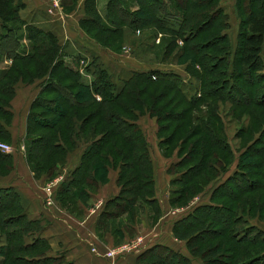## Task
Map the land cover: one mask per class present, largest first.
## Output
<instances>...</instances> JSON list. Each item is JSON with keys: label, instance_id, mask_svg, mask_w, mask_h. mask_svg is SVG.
Returning a JSON list of instances; mask_svg holds the SVG:
<instances>
[{"label": "trees", "instance_id": "16d2710c", "mask_svg": "<svg viewBox=\"0 0 264 264\" xmlns=\"http://www.w3.org/2000/svg\"><path fill=\"white\" fill-rule=\"evenodd\" d=\"M88 1L89 0H86V2ZM90 1L93 3L97 2V0ZM216 1L219 0H195L187 6V14L179 15L181 19L176 25L170 24L167 21V19L170 20L174 15L173 13L168 14L165 12V8L169 5L164 4L163 0H150L149 4L151 5L150 9L154 12V19L165 28L180 34L182 40L186 42L199 38L200 34L210 29L213 25L211 21L214 22L218 19H222L224 24L221 26L219 33L215 31L211 35H208L205 41L195 43L192 46L195 53L198 54L196 64L199 66L192 74H196L201 80L203 78L206 79L205 81L202 80L204 87L210 85V88L203 92L202 97L209 96L210 93L214 96L221 97V99L225 98L226 100H230L229 102H231L230 104L233 107L240 108L249 106L252 103H257L264 108V0L234 1L238 17L240 16L238 11L242 8L244 9V7H246L247 10L248 3H252L251 6L254 8L252 12H250L251 8L249 9V17H240L239 20L236 18L239 25L235 47H233L231 38L227 32L231 27L229 22L230 16L220 7V4L219 6H213ZM112 3L118 4L115 0H109L106 21L103 17L99 16V22L102 28L115 31L117 30V26L113 25L114 22H112L111 19V15L114 12ZM157 3H159L158 6H155ZM24 6L25 3L23 0H0V28H5V30H7L5 32L1 30L0 32V46L1 48L5 46L6 50L9 49V54L18 61L34 60V55L30 53V51H27L26 48H22V43L19 37L16 36L17 30L10 23L12 21H18L24 24L29 31L40 35L43 40L50 41L48 43L49 50L46 52V55H48L47 58L50 57L47 62H50L60 50L61 44L58 41V36L50 30H44L23 20L20 15V10ZM122 11L123 10H121L122 15L126 16L127 19L129 18V23L132 25L139 21L135 19L137 17L136 13ZM88 19L91 18L88 17L84 20ZM84 20L81 21L82 24ZM76 58L78 61L86 60L85 57ZM55 65L48 64L49 67L47 66V69L51 68V73H54L52 70L55 69ZM60 65L63 66L66 71L64 73L66 74L63 77H59V79L53 77L48 78L44 89L46 91H59L62 95L61 97L67 102V105H65L66 108L62 110V107L57 105L56 98L46 100L40 97L37 101L35 100V102H41L44 105L47 104L46 106L49 108L47 111L49 110L51 114L59 115L58 117H66L68 111L73 107L79 106V108H85L90 104L95 105L97 103L95 101H114L119 97L117 89L122 86L126 87L127 85H133L138 76L147 78L150 83H147L144 88H140L137 91L135 86V88L130 91L131 94L137 95L136 98L132 99L134 105L147 106V103L142 100V96L146 92L145 89L147 87L151 88L154 80L164 82L168 79L171 80L189 105L195 104L194 106H196L198 101L201 102L200 99H202V97L198 98L195 96L191 83H189L191 96H189L187 92H184L182 88L183 78L180 74L173 71H133L128 78H124L121 74H117V77H120L117 82L112 79V75L114 76L113 72L111 73L107 68L96 62L95 65L90 64L86 66L84 70L75 68L70 62L64 60L60 62ZM45 72L46 67L42 71H39V74L44 75ZM36 73L32 74L33 78H37L35 75ZM86 74H92L90 82L85 80ZM211 75H216V78L208 80ZM217 75H219L218 78ZM6 76L7 75H4V77L0 79V94L2 95H7L13 90H11L12 85L10 86L7 81L1 82ZM240 77L245 79V83L249 87L253 88L256 86V89L259 86L257 94L255 89L248 92L247 89L235 81V79ZM68 78H73L76 87L79 88L78 90L81 91L82 94L83 91H85L91 99H89V97H85L84 100L80 99V95L78 97L76 92L71 91V89L65 85V79L67 80ZM256 95L258 97H256ZM98 96L101 99H98ZM8 100V96L0 97V115L3 114V116H0L1 139L10 134L7 126L8 124L5 121V118L8 119V115L12 114L9 106H7ZM151 100L153 103L149 108V115L157 119V124L159 126L157 134L160 139L159 148H161L162 155L167 156L171 147L175 145L179 148L178 153L182 154V156L178 154L177 161L173 163V168L176 170L171 172L173 174L171 184L180 185L179 189L171 187L169 194L168 203L174 208L179 206L181 201L187 200V196L193 198L205 193L207 189L205 183L197 179L195 180L194 178L202 177V171L205 170L204 166L212 173L210 174V180L206 182L208 184L210 181L222 176V174L224 175L229 172L236 157L233 156V159L230 158L228 161L226 155L224 157L215 153L220 151L226 153L234 152L226 128L224 132L222 131L223 125L221 117L218 114L217 106L208 110V112H210V117H207L208 114L203 116L196 114L189 119L190 109H183L179 112L171 111L170 101L165 102L164 100L161 103L163 96L159 97L158 93L155 94ZM89 101L91 102L89 103ZM200 104L202 105L203 103ZM207 104L210 103L208 102ZM117 106L121 108L119 103H117ZM130 109H132V107H130ZM101 113L102 111L99 110V113L96 115L99 116ZM126 113H128V111H126ZM94 115V112H89L86 118L83 119V122L84 120L87 122V127L90 125L92 119H94ZM36 117L38 127L47 125L50 127L55 126L54 120H46L41 116ZM103 118L104 119L101 121H104V123L106 122L112 127L109 129L111 132H109V130H104L101 134H98L100 136L97 137L98 128L102 126V122L97 121V124L92 127L94 139L90 141L89 147L86 150L85 160L87 161V159L97 151L99 152L97 156L103 151L104 158L101 160V163L98 159H92V161L86 162L83 166L80 164L77 165L72 172L66 175L65 179L57 187L56 198L60 200V202L62 201V205L66 206L68 204V197L71 198L74 188L81 186L87 181L88 185L90 181L92 183L95 182L96 186H98L96 182L97 179L93 176L94 168L99 167L100 169L101 167L103 173L106 174V165L109 163L108 155L113 153L112 149L109 151L107 148V145L110 144V139H108L107 136H111L114 132L119 137H122L121 140L126 142L127 145L123 144L120 148L118 147V150L121 151L122 154V158L120 159L122 166L118 179L121 186L120 194L116 198L105 202L101 209L100 221L104 218L107 219L106 217H109V219H116L120 218L121 215H125V221L120 225V228L122 227L124 230L123 233H126L122 241L124 242L134 237L132 235L137 230L135 225L140 221V211L142 212L146 210V208L151 207L156 208L157 216H155L154 224H157L158 220L163 215L161 209L162 205L159 202V198L156 196L154 162L148 140L136 116L133 115L132 119H128L121 113L112 111ZM261 126V128L259 127L260 130H258L259 136L255 138L252 145L247 146L248 150L237 158L236 168L232 174H229L220 182L216 180L215 183L209 187L212 191L210 199H207L209 203L203 202V200L198 201L190 209L191 211H187L173 222V236L178 240L186 242L188 254L159 243L152 244V246H150V244L142 252L137 253L138 263L194 264V261L197 259L202 264H264V251L260 252V244H264V239L260 241L257 238V235L263 234L264 230H259V228L251 224L249 219V215H253L255 211L259 212V216L260 212L264 211V164L260 162V159L256 161H250L248 159V157L255 152L257 153L256 155L260 156V153L264 150V121ZM252 130L250 126L242 125L240 130L234 135V138L241 137V142H246L247 136L245 135ZM44 137V135L38 136L34 138L33 141L49 142L51 149H56L57 147L61 148L62 143L57 142L58 140H55L53 135ZM256 144L260 146H256ZM8 158H11L10 155L0 150V162H6ZM182 167H186L183 169V172L182 170L180 171L182 174L178 175V177L174 176L177 173V169H181ZM80 171L82 172L81 178L83 179H80L79 176L77 178ZM97 178L105 180L103 176ZM73 185L74 188H72ZM81 190L82 194L76 195L74 192L75 200L77 197H80V199L83 197L82 202L87 204L93 191H91L87 185L82 186ZM6 194H8L11 199L16 198L20 209L13 213L4 214L12 205L0 202V213L4 211L2 221L10 225L11 223H17L21 218H25L30 224L34 225L37 221L36 219L28 218L24 213L21 196L17 190L14 187H0V198H3L2 196H6ZM224 199H228V201L226 202ZM241 222L246 226L242 227L240 230L239 228H235ZM37 229L40 230L41 228H11V231L8 232L9 237L17 236L20 242L17 246L9 244L6 248H4L5 245L0 242V255L2 256V258H0V264H62L59 258L47 254L50 245L46 238L34 233ZM251 229L256 231L255 236L252 238L250 236ZM219 237H221V239L227 237L230 242H236L237 245L235 244L236 246L233 248L235 251L232 253H235V257L242 255L243 259L235 260L233 255L231 253L229 254L232 248L227 246L229 243L228 240L223 239L214 242V239ZM119 242L121 243L120 240L118 244ZM247 242L250 247H246L247 245L243 246ZM223 247L226 248V251L223 250Z\"/></svg>", "mask_w": 264, "mask_h": 264}, {"label": "rangeland", "instance_id": "374dc122", "mask_svg": "<svg viewBox=\"0 0 264 264\" xmlns=\"http://www.w3.org/2000/svg\"><path fill=\"white\" fill-rule=\"evenodd\" d=\"M115 1H117L118 4L112 3L114 12L111 15L112 22H114L113 25L117 26V30L115 31L110 29L106 30L102 28L99 22L100 19L99 16L101 15L100 12H102V10L104 9L105 10L108 9L109 0H97L96 3H93L90 0L88 2L86 1L83 2L82 0L81 2H77L74 8L68 10L67 8H64L65 14L66 13L69 14L75 9L77 11L79 9L80 10L82 9L84 15L91 18L88 20H84L83 24L81 23V21L83 20H80L79 23L83 33L87 37H89L92 41H95L100 45L98 49L95 47L96 45L92 42L87 43V41L83 39L81 42L80 38H75V39L73 38L72 40V36L69 33V30L65 27V25H62L63 20L61 19V17L59 15L53 14V18H54L53 21L58 24V27H56L58 31L55 32H59L60 34L59 33L58 34L61 36L60 38V36L58 35L59 36L58 41L61 44V46L55 58L53 60L51 59L50 62H47V60L50 59V57L47 58L48 55H46V52L49 50L48 43L50 41H45L37 33H33L29 31L28 29H26L24 24H21V22L18 21L10 22L11 25L17 30L16 36L19 37L22 43V48H26L27 51H30V53L34 55L33 56L34 60L31 59L30 61H24V60L18 61L9 54L10 51H8L9 50L8 48H7L8 50H6L5 46H3L2 48L0 46V70H3V75L1 76L0 79H2L4 75H7L6 78L3 79L1 82L7 81V83L10 84V86L12 85L11 90L13 89L7 95L0 94V97L8 96L9 100L7 106H9L11 111L13 110L15 111V114L8 115V119L4 117L6 123L8 124L7 126H9L8 128L10 130V134L6 135V137H4L3 139L0 138L1 139L0 142L3 144H7L11 148L10 149L11 151L8 152L11 158H8L6 162H0V181L10 179L13 176L14 178L18 179L17 175L22 172V169H24V173L21 175L22 177L21 182L23 183L24 190L26 192L32 193L30 186H33L36 192L42 193L43 200H45L44 204L46 207L53 208V205L58 203L65 210L68 211L71 210L74 214L80 216L81 210L79 209L78 203L82 202L83 197L81 199L80 197H77L75 200L74 192L76 193V195L82 194V190H81L82 186L87 185L89 186V189L93 191L92 193H96L98 189H96L97 186L95 182L92 183L89 181L90 184L88 185L87 184L88 181H87L84 182V184H82L81 186H78L77 188H74L75 185L74 184L72 186V188H74L72 191V196L71 198L68 197V204L66 206L62 205L61 203L62 201L60 202V200L56 198L57 197L56 189L61 183L57 184L58 186L55 187L54 189L55 191L52 196V200H54L53 204L48 205L47 198L50 196V191L48 190V186L58 176L68 175L70 171H66V170L70 168L71 164L77 163L83 166L84 164H86V162L92 161V159L93 160L98 159V161L101 163V160L104 158L103 151L98 156L97 154L99 152L94 151L96 153H93L92 156L87 159V161L85 160L86 150L89 147L90 141L94 139V136L92 135L93 132L92 127L97 124V121L99 122L103 120L104 119L103 117H106L107 114L112 111L119 112L128 119H132L133 115H135L136 118L138 119L139 125L141 126H142L141 120L143 122L142 117L144 116H148L146 118H149V120L151 119L152 121H154L153 118L149 117L150 114L149 108L152 106L153 103L151 99L157 93L159 97L163 96V100H161V103L164 100L165 102L170 101L171 111L179 112L183 109H190L191 112L189 119L191 118V116H195L196 114L200 116L208 114L207 117H210V112H208V110L212 109V107L217 106L218 114L220 115L222 120V125H223L222 131L224 132L226 128L234 152L226 153L220 151L215 153L220 154L221 156L224 157L226 155L228 161L230 160V158L233 159V156L236 157V160L233 161L229 172L225 173L224 175L222 174V176H220L221 178L219 177L217 179H214L210 181L208 184L206 182L210 180L211 178L210 174L212 173H210L209 170H207V168L204 166L205 170L202 171L203 172L202 177H194V178L195 180L197 179L200 182L205 183V186L207 187L205 193L203 195L200 194L193 198L192 197L189 198L187 196L188 198L187 200L181 201L180 205L174 208H172L169 203L167 204L166 202H164V204H162L161 206L163 215L158 220L157 224H154L155 216H157L156 208L151 207V208H146V210H143L142 212L140 211V213H143L144 215L146 214L145 220L147 218V221L144 222V224L136 223L135 227L137 230L132 236H137L141 234L146 235L147 238L150 239L148 241H151L149 242L151 243L150 246H152V244H156L158 242L156 235H154V232H156L154 227L160 225L159 223L161 222L162 218L167 217L166 219H169V216L171 215L176 219L181 215L185 214L187 211H189L191 207H193L196 204L197 201H200L201 199L204 200L210 199L212 191L210 190L209 187L212 186L216 180L220 182L222 179L226 178L229 174H232V172L236 168L237 158L239 156H242V154L246 150H248L247 146L252 145L255 138L259 136L258 130H260L259 127L260 128L262 127L261 125L264 121V114H263L264 108L257 103H252L249 106H244L240 108L233 107L230 104L231 102H229L230 100H226L225 98L221 99V97L214 96L210 93L209 96H206L204 98L202 97L203 92L206 91L208 88H210V85L208 87H204L202 80L205 81L206 79L203 78L201 80L199 77H197L196 74H195L196 76L192 74L194 73V70H197V68H199V66L196 64L197 63L196 58L198 54L195 53L192 46L195 43L205 41L207 39V36L211 35L215 31L219 33L221 30V26L224 24L222 19H218L214 22L211 21L213 25L210 29L200 34L199 38L186 42L182 40L180 34L165 28L154 19V12L152 11V9H150L151 6L149 4L150 0H115ZM194 1L195 0H163L164 4L169 5L168 7L165 8V12H167L168 14L173 13L174 15L173 17L170 18V20L167 19V21L170 24L176 25L181 19L180 17L181 14H187L188 13L187 6ZM234 1L235 0H219L214 2L213 4V6H219L220 4V7H222L224 11L230 16L229 22L231 27L230 29L227 30V32L229 33L233 47H235L236 45V34L239 25L238 24L239 18L240 17L245 18L247 16L249 17L250 14L249 9L251 8L250 12L254 10V8H252L251 6L252 3L251 4L248 3L247 10L246 7H244V9L242 8L241 10L238 11L240 14V16L238 17L235 9ZM98 2H100V5H97ZM158 4L159 3H157L155 6H158ZM121 10H123L122 12L136 13L138 18L136 16H135L136 18L135 17L134 18L139 21H137L134 25H132L131 23H129L130 21L129 18L127 19L126 16L122 15ZM1 30L2 32L7 31L5 30V28L2 29L0 28V32ZM0 42H1V38H0ZM81 43L83 44L84 48H86L85 50L88 54V56H85L86 57L85 63L82 60L81 61L76 60L77 59L76 54L75 55L72 54L73 53L72 49H74L75 47L77 48L78 45ZM92 53L98 54L99 57L102 55V61L100 65L102 64V66H104L105 68L108 67L107 69L110 70L111 73L112 72L114 73V76L112 75V79L117 82L119 81L120 77L119 76L117 77V74L115 76V73H117L118 70L123 71V69L125 70L129 69L131 72L145 71V70H161L165 72H170V71L177 72L183 78L182 88L184 89V92H187L188 95L191 96L189 91L190 90L189 83H191L193 86V92L195 96L198 98L202 97V99H200L201 102L198 101L196 106H194L195 104L189 105L188 102H186L185 99L182 97V95L179 93L177 87L172 83L171 80L168 79L166 82L160 80H154L151 88L147 87L145 89L146 92L142 96V100L147 103V106L134 105V101L132 99L136 98L137 95L131 94L130 91H132L135 88V86L137 91L140 88H144V86L147 85V83L148 84L150 83L148 82V79L144 78L143 76H138L135 80L136 83L134 82L133 85H127L126 87L125 86L119 87L117 89L119 97L116 98L114 101L112 102L95 101L97 102L95 105L90 104L85 108L84 107L79 108V106L73 107L68 111V115L66 117L64 116L58 117L59 115L57 114H51V111L49 110L47 111V109H49L48 106H46L47 104L44 105L41 102L40 103L35 102V100L37 101V99L40 97L45 98L46 100L47 99L52 100V98H56L57 105L62 107V110L65 109L66 108L65 105H67V102L66 100L63 99V97H61L62 95L60 94V92L54 90L46 91L44 89L45 84L47 83V80L50 77L59 79V77H63L66 74L64 73L66 72L65 69L63 68L62 65H60V62L63 60L70 62V64H72L75 68H81V70H84V68L90 64L95 65L97 58L89 56ZM48 64H52L53 66L56 64L55 69L52 70L54 73H51V68L47 69ZM45 67H46L45 74L44 75L39 74V71H42ZM34 73H36L35 75L37 78L32 77V74ZM88 75L91 77L92 74L91 75L88 74ZM218 77L219 75H217V78ZM214 78H216V75H211L209 76L208 80ZM240 78L235 79V81H237V83H239L242 87L247 89L248 92L255 89L256 86L253 88L249 87L245 83V79H243V77ZM65 85L68 86L71 89V91L76 92L78 94V97L80 95V99L84 100L85 97H89V99H91L90 96L85 93V91H83L82 94V92L78 90L79 88L76 87L75 80L73 78H68L67 80L65 79ZM258 89L259 86L255 89L256 94L258 92ZM256 97L258 96L256 95ZM90 102L91 101H89V103ZM208 102L210 104H207ZM117 103L121 105V108L117 106ZM200 103L203 104L201 105ZM15 106H17L19 109L23 108V112L18 111V109H16ZM129 106L132 107V109H130ZM99 110L102 111V113L98 116L96 114L99 113ZM126 111H128V113H126ZM89 112H94L95 115H94V119H92L90 125L87 127L86 126L87 122L85 120L83 122V119L86 118ZM230 112L232 113V115ZM0 116H3V114ZM36 116L44 117L46 120H50V121L54 120L55 126L50 127L47 125L44 127H38L36 122V118H37ZM16 118L19 120L17 125H16ZM21 121L23 122V126L19 127V123H21ZM101 122H102V126L98 128V133L96 134L97 137L100 136L98 134H101L102 131L104 130L108 131L109 129L112 128L106 122L105 123L104 121ZM242 125H248L253 129L252 131H250L245 135L247 136L246 142H241L242 141L241 137L234 138V135L240 130V127ZM86 128H87V132H86ZM153 129L154 128H152V126H150V128H147L146 134L148 138V144L150 141H152L151 136H153L154 138L155 131ZM109 132H111V130H109ZM43 135L45 137L46 136L49 137L50 135H53L54 139L58 140L57 142L62 143L61 148L57 147L56 149H51V147L49 146L50 145L49 142L46 143V142L33 141L34 138ZM107 138L110 139L109 140L110 144L107 145V148L109 151L112 149L113 152L112 154L108 155V159H109L108 164H121L120 159L122 158V154L121 151L118 150V147L120 148V146H122L123 144L127 145L126 142L121 140L122 137H119L114 132L113 134H111V136H107ZM256 146H260V145L256 144ZM158 151L162 153L161 148H159ZM178 152H179V148H177V146L175 145L171 147L170 151L167 153V156L163 155L166 159L165 160L166 163L164 164L163 161V164L160 168H162L163 170L166 166L167 167L169 166L168 168L169 173L165 171V176H167V173L171 174V172H174L176 170L175 168H173L174 166L173 163L177 161V157L179 155L182 156V154H179ZM256 154H257L256 152L253 153L248 157V159L250 161H256L260 159V162L264 164V150L262 151V153H260V156ZM160 160L161 159H158V162L157 160H155V163L161 164L159 162ZM184 168L186 167L177 169V173L176 174L174 173L175 174L174 176L178 177V175H181ZM94 169L95 170L93 176L95 178L99 176L106 177L101 167L100 169L99 167ZM181 170L182 172H180ZM81 171L77 175V178L79 176L80 179H83L81 178L83 171L82 172ZM165 176L162 177V179H164V183L166 182V186H168V182L166 181ZM169 186L178 189L180 188V185L178 184H173V185L171 184ZM2 197L3 198H0V202H4L7 205H12V207L6 210L5 213L3 211L4 214L13 213L14 211H18L20 209L16 198L11 199V197L8 194H6V196L3 195ZM89 201L90 199L88 200V202ZM224 201L227 202L228 199H224ZM94 207L95 206H93V208ZM28 208L30 209V207ZM172 209H176V210L178 209L180 214L178 215L172 214L171 212ZM31 210L33 211V208H31ZM169 212L170 214H168ZM3 213H0V242L3 243V245H5L4 248H6L9 244L13 246H17L20 242V239L17 236L9 237L8 232L11 231V228L21 227V229H24L28 227L31 229L34 227H40L41 228L40 230L37 229L34 231V233L37 234L40 233L42 229H44V227L47 226L49 223L47 218L38 219V220L36 219L37 222L34 223L35 225L34 226L33 224H30L27 220H25V218H21L20 220L17 221V223L15 224L11 223L10 225H7L2 221ZM27 216L28 218H30L29 215ZM249 217L251 224L259 228V230L260 229L264 230V211L260 212V216H259V212L255 211V213L251 216L249 215ZM106 218L107 219L105 218L102 219V223L105 226H108V224H110L111 227L112 226L115 227L120 223V221L117 220L115 221V219L114 220L109 219V217ZM244 226L246 225L241 222L235 228H239L240 230ZM144 227L147 228L143 229ZM255 234L256 231L254 229H251V233H250L251 238L255 236ZM257 238L260 241L263 240L264 233L258 234ZM223 239L228 240L227 237H223L222 239L221 237H219L217 239L215 238L214 242ZM123 240L124 238L120 240L121 243H123L122 242ZM121 243L119 242V244ZM235 244L236 242L233 243V241L232 242L229 241V243L227 244V246H230L232 248L229 254L231 253L235 258V260H242L243 259L242 255H238L237 257H235L234 256L235 253H232L233 251H235L233 249L237 245ZM243 246L250 247L248 245V242L245 243ZM225 249L226 248L223 247V250ZM262 251H264V244H260V252ZM0 258H2L1 255ZM194 264H202V263L196 259L194 261Z\"/></svg>", "mask_w": 264, "mask_h": 264}, {"label": "crops", "instance_id": "0c3cea01", "mask_svg": "<svg viewBox=\"0 0 264 264\" xmlns=\"http://www.w3.org/2000/svg\"><path fill=\"white\" fill-rule=\"evenodd\" d=\"M81 1L82 0H64L62 2L60 12L55 13L54 15H59L61 17V19L63 20L62 25H65V27L69 30V33L72 36V40L73 38H80L81 42L82 39L87 41V43L92 42L98 49L100 45L87 37L80 27V20L88 18V16L84 15L82 9H79L78 11L75 9L69 14H65L64 8H67V10L74 8L75 4ZM84 1L86 0H83V2ZM23 2L25 3V6L20 10V15L23 20L44 30H50L55 34L57 33V36L60 34L59 32H55L58 31L56 28L58 27V24L53 21V14L49 12V0H23ZM97 5H100V2H98ZM100 14V16L103 17L106 21L107 9L102 10ZM85 49L86 48H84L83 44L81 43L77 48L75 47L74 49H72V54H76V57L88 56ZM95 53H92L89 56L97 58L96 63L100 64L102 61V55L99 57V55ZM131 73L132 72L129 69H123V71L118 70L116 74H121L122 77L128 78L130 77ZM2 75L3 70H0V78ZM91 79L92 78L88 74L85 75V80L87 82H90ZM15 107L16 109H18V111L23 112V108L19 109L17 106ZM12 114H15L14 110L12 111ZM146 117L148 116L142 117L143 122L140 119L142 124V126H140L143 129L146 138L147 128H150V126H152V128H154L153 130L155 131L154 138L150 135L152 141L149 140V148L154 162L153 165L156 196L159 198V202L161 203V205L164 204V202L168 204L169 194L171 191V186L169 185H171L173 174H168L169 166H166L163 170L162 168H160L163 164V161L164 164L166 163V159L162 155V153L158 151L160 139L157 136V119L149 115V117L154 119V121H152L151 119L149 120V118ZM18 121L19 120L16 118V125ZM21 126H23L22 121L21 123H19V127ZM5 154L9 153L5 152ZM158 159H161L159 161L161 164L155 163V160H157L158 162ZM77 165L79 164H71L70 168L66 171L72 172L71 170H73ZM121 166L122 164L106 165L107 170L105 174V180L96 178V182L98 183V186L96 188L98 190L96 191V193L91 194L90 201L87 202V204H84L83 202L78 203L79 209L81 210L80 216L74 214L71 210H65L58 203L53 205V208L46 207L44 204L45 200H43L42 193L36 192L33 186H30L32 193L26 192L24 190V185L21 182V175L24 173V169H22V172L18 174L19 176L17 175L18 179L14 178L13 176L10 179L0 181V187H14L17 190V192L21 196L24 213L26 215H29L30 219L38 220L47 218V220L49 221L48 225L45 226L44 229H42V231L37 234L46 238V240L48 241L50 249L48 250L47 254L59 258V261L62 262V264H140L138 263V255L133 253L115 259L107 258L102 255V253H104L106 250L118 244V241L122 240V238H124V236L126 235L125 232L123 233V228H120V225L125 221V215H121L120 218L115 219V221H120L118 225L115 224V227H111L110 224H108V226H105L102 223V220L100 221L101 209L104 206L105 202L116 198L120 194L121 186L118 179ZM165 171L168 172L167 176H165ZM164 176L166 181L168 182V186H166V182L164 183V179H162V177ZM202 200L203 202L209 203V200L201 199V201ZM99 203H101V205L97 208L96 211H94L93 206L96 207V205H98ZM28 207H30V209ZM31 208H33V211L31 210ZM145 217L146 214L144 215L143 213H140V221L138 223L144 224V222L147 221V218L145 220ZM166 218H162L161 222L159 223L160 225L154 227L156 230V232H154V235H156V238L158 240L157 243L169 246L175 250H179L185 254H188V251L186 249V242L178 240L173 236L172 225L175 221V218L171 215L169 216V219ZM145 228L147 227H144L143 229ZM149 242L148 245L151 244ZM93 248H97L101 254L95 253L92 250Z\"/></svg>", "mask_w": 264, "mask_h": 264}, {"label": "built area", "instance_id": "2783aa9c", "mask_svg": "<svg viewBox=\"0 0 264 264\" xmlns=\"http://www.w3.org/2000/svg\"><path fill=\"white\" fill-rule=\"evenodd\" d=\"M50 1V7H49V12L52 14L58 13L60 12V8L62 6V2L64 0H49ZM85 63V61H83ZM100 99V97L98 98ZM11 148L7 145V144H3L0 142V150L2 152H9ZM65 179V176H58L56 179L53 180V182H51V184L48 186V190L50 191V196L47 198V203L48 205L53 204L54 200H52V196L54 194V189L55 187H57V184H60L63 180ZM101 205V203H99L98 205H96L95 208H93L94 211L97 210V208ZM192 208V207H191ZM172 214L174 215H178L179 210L177 209H172L171 210ZM170 214V212L168 213ZM148 240H150L149 238H147L146 235H137L134 236L132 238L127 239L126 241H124L123 243L113 246L111 248H109L108 250H106L104 253H102V255L104 257L107 258H119L128 254H137L142 252L144 249H146L148 247ZM95 253L101 254L99 252V250L97 248H93L92 249Z\"/></svg>", "mask_w": 264, "mask_h": 264}]
</instances>
